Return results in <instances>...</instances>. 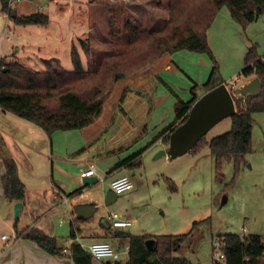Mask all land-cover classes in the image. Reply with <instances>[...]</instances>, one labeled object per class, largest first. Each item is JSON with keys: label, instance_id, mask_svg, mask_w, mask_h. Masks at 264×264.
<instances>
[{"label": "rangeland", "instance_id": "obj_1", "mask_svg": "<svg viewBox=\"0 0 264 264\" xmlns=\"http://www.w3.org/2000/svg\"><path fill=\"white\" fill-rule=\"evenodd\" d=\"M11 7L16 15L42 12L50 19L47 26H18L7 11H2L0 1V57L9 61L18 54L23 65L38 71L46 69L42 59L50 57H57L64 69L73 70L72 46L85 69L89 58L80 40L86 42L96 61L107 59L113 50L109 34L114 30L122 34L127 14L146 27L162 26L168 17L166 0H13ZM19 32L23 33L21 38ZM207 42L213 59L206 53L188 50L155 58L114 84L98 119L82 129L69 130L82 140V152L86 153L85 158L91 157L90 165L98 179L85 186L80 196L96 207L90 225L86 219L75 217L81 233L100 230L99 219L109 223V214L117 212L131 221L130 226L120 229L124 233L188 234L174 255L193 264H211L212 239L219 234L241 235L246 227V234H259L264 240V109L252 115L251 151L238 165L232 160L217 164L207 145L213 137L230 129V117L216 123L186 154L174 159L156 157L167 148L157 134L173 120L176 98L188 100L190 87L203 84L213 65L216 75L231 91L254 78L240 72L251 45L264 61V14L243 27L223 6L207 30ZM27 56L31 58L29 62ZM260 95L264 104V81ZM239 102L245 105L247 98ZM148 144L140 156V167L124 166L113 173L118 169L115 164ZM81 165L85 167L84 163ZM117 173L129 175L134 187L118 195L112 204L100 207L101 194L108 190L110 178ZM218 173L221 180L217 179ZM24 220V213L17 222L12 217L11 228H20ZM55 220L57 224L62 221L56 234L60 240L69 234L71 218L59 214ZM2 234L9 236L10 231L3 229ZM108 234L100 240L112 243L111 238L117 239L114 233ZM103 263L92 260V264Z\"/></svg>", "mask_w": 264, "mask_h": 264}, {"label": "trees", "instance_id": "obj_2", "mask_svg": "<svg viewBox=\"0 0 264 264\" xmlns=\"http://www.w3.org/2000/svg\"><path fill=\"white\" fill-rule=\"evenodd\" d=\"M0 1L2 11H7L12 22L18 26H47L50 22L48 15L42 12L13 17L9 5L13 0ZM223 6H227L230 17L243 27L264 14V0H166L168 17L162 26L146 27L132 15L124 16L122 34L114 29L113 34H109L113 50L105 60L96 61L89 54L86 42L80 40L89 58L85 69L75 46L70 49L73 70L64 69L57 57L42 59L46 68L44 71L23 65L14 56L9 61L0 57V109L34 123L48 136L55 131L82 129L101 116L114 84L131 70L179 50L206 53L213 59L207 42V30ZM240 75L257 77L261 83L264 81V61L257 55L254 45L247 49ZM217 81L224 82L216 75V66L213 65L203 84L194 83L190 87L188 100L176 98L174 118L158 132L157 138L162 137L168 145L170 133L183 122L191 105L203 92L213 88ZM233 100L235 114L230 117V129L207 142L217 164L221 160H232L238 165L243 156L251 151L252 115L264 109L260 93L248 96L245 105L239 102L242 99L233 97ZM148 146L131 153L115 167H140V156ZM4 165L1 183L5 199L24 202L25 186L18 177L15 161L6 158ZM221 177L218 173L217 179L221 180ZM77 191L79 189L72 193ZM109 227L112 228L109 225L106 229ZM16 236L34 242L50 255L66 253V247L59 246L55 237L39 228L26 227L16 231ZM114 236L119 240V248L128 245L129 250L125 259L112 264H193L174 255V251L187 240L188 234L133 235L118 231ZM69 237L73 240L76 238L72 228ZM217 237L223 240L226 264H264V240L259 234L224 233ZM150 238L155 240V245L148 250L145 240ZM68 248L74 264H92L91 256L77 242L73 241Z\"/></svg>", "mask_w": 264, "mask_h": 264}, {"label": "crops", "instance_id": "obj_3", "mask_svg": "<svg viewBox=\"0 0 264 264\" xmlns=\"http://www.w3.org/2000/svg\"><path fill=\"white\" fill-rule=\"evenodd\" d=\"M22 35L23 33L19 32L20 38ZM14 56L19 62L23 60L18 54ZM25 59L29 62L31 58L27 56ZM71 132L55 131L51 136H48L34 123L0 109V231L3 229L10 231L9 236L0 235V264H74L69 256V244H66V241L71 239L69 237L71 228L74 230L76 238L84 243L101 241L100 239L109 236L108 232L115 233L122 229L110 227V229H106L110 223L100 218L98 221L100 230L88 231L85 234L79 231L72 206L89 204L80 197L84 187L87 186L82 183V177L86 170L94 169V167L90 165L91 157L85 158L86 153L82 152V140ZM90 150L89 148L88 152ZM6 158H12L15 161L18 177L25 186V199L19 212V217L21 213H24L25 220L20 228L14 227V229L11 226L15 202L5 199L1 183V178L5 173L4 160ZM82 163L85 167H82ZM124 166L127 165L118 167L113 173L122 170L125 168ZM94 177L97 178L96 175ZM78 189L79 191L72 193ZM108 190L110 189L108 188ZM105 192L106 190L101 194L103 201ZM118 195L115 194L116 198L113 202L116 201ZM78 198L81 200L75 201ZM101 203L98 202L99 206ZM94 213L86 218L88 225H90L89 219L93 217ZM59 214L69 215L71 218L69 234L60 240L57 239L56 234L60 229V226L57 225H60L62 221L59 220L57 224L55 220ZM122 218L129 221L131 225L129 219ZM26 227L39 228L47 235L55 237L59 246L67 248L66 253L50 255L34 242L17 237L16 231ZM243 228L247 233V228ZM110 240L112 241L111 245L118 249L117 239L111 238ZM126 255L122 254V259Z\"/></svg>", "mask_w": 264, "mask_h": 264}, {"label": "water", "instance_id": "obj_4", "mask_svg": "<svg viewBox=\"0 0 264 264\" xmlns=\"http://www.w3.org/2000/svg\"><path fill=\"white\" fill-rule=\"evenodd\" d=\"M15 17V11H12ZM262 87L261 81L254 77L246 82L240 88L234 90V94L226 87L224 82L217 81L215 86L203 92L191 105L186 118L169 135L166 149H161L156 157L167 156L170 159L177 158L191 151L201 138L219 121L224 118L232 117L235 114V104L233 97L243 101L248 96H255L260 93ZM98 182L94 176H83L84 185H93ZM116 196L111 190H106L104 194V205H110ZM226 198L224 197L222 203ZM22 203L13 204L14 220L19 218ZM72 210L78 218H88L96 210L95 206L90 204H75ZM155 245L153 238L145 240V246L148 250Z\"/></svg>", "mask_w": 264, "mask_h": 264}, {"label": "built area", "instance_id": "obj_5", "mask_svg": "<svg viewBox=\"0 0 264 264\" xmlns=\"http://www.w3.org/2000/svg\"><path fill=\"white\" fill-rule=\"evenodd\" d=\"M11 2L12 1H10L9 5H11ZM231 92L234 94V91ZM234 97H236V95H234ZM95 175H96L95 170L92 168L86 170L83 173V176H95ZM132 188H133V182L128 175H116L110 178L109 189L117 195L122 194L124 192H128ZM108 219L113 229L124 228L130 225V222L123 219L117 212L110 213ZM245 233H246V229L242 228L241 235H244ZM73 241L77 242L80 245V247L91 256L92 260L105 262V263L109 262L110 264L114 263L117 260H121L122 254H127L129 250L128 246H126L123 251H120L114 248L111 245V243L107 241H94L90 243H84L78 240L77 238H75L74 240L73 239L67 240L66 244L70 245ZM212 252L213 254H212L211 264H226L224 243L223 240L217 236H215L212 239ZM262 257L264 260V249L262 251Z\"/></svg>", "mask_w": 264, "mask_h": 264}, {"label": "flooded vegetation", "instance_id": "obj_6", "mask_svg": "<svg viewBox=\"0 0 264 264\" xmlns=\"http://www.w3.org/2000/svg\"><path fill=\"white\" fill-rule=\"evenodd\" d=\"M102 206H103V202L101 203L100 207H102Z\"/></svg>", "mask_w": 264, "mask_h": 264}]
</instances>
